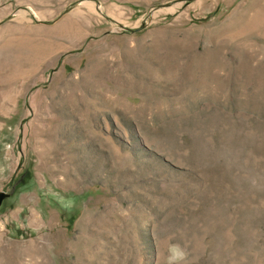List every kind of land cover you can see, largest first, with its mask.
Returning <instances> with one entry per match:
<instances>
[{
	"label": "rangeland",
	"instance_id": "1",
	"mask_svg": "<svg viewBox=\"0 0 264 264\" xmlns=\"http://www.w3.org/2000/svg\"><path fill=\"white\" fill-rule=\"evenodd\" d=\"M0 264H264V0H0Z\"/></svg>",
	"mask_w": 264,
	"mask_h": 264
},
{
	"label": "water",
	"instance_id": "2",
	"mask_svg": "<svg viewBox=\"0 0 264 264\" xmlns=\"http://www.w3.org/2000/svg\"><path fill=\"white\" fill-rule=\"evenodd\" d=\"M5 196V193H3V192H0V204H1V202H2V199H3V197Z\"/></svg>",
	"mask_w": 264,
	"mask_h": 264
}]
</instances>
